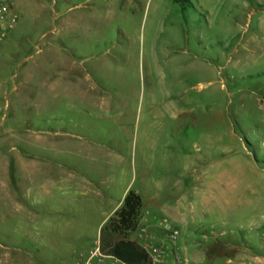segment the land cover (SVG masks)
<instances>
[{
  "label": "rangeland",
  "instance_id": "1",
  "mask_svg": "<svg viewBox=\"0 0 264 264\" xmlns=\"http://www.w3.org/2000/svg\"><path fill=\"white\" fill-rule=\"evenodd\" d=\"M9 1L19 20L0 42V264H84L124 191L175 181L211 128L213 157L242 172L253 202L238 200L245 184L220 185L230 199L186 210L161 264H262L248 234L264 224V0Z\"/></svg>",
  "mask_w": 264,
  "mask_h": 264
},
{
  "label": "crops",
  "instance_id": "2",
  "mask_svg": "<svg viewBox=\"0 0 264 264\" xmlns=\"http://www.w3.org/2000/svg\"><path fill=\"white\" fill-rule=\"evenodd\" d=\"M170 112L172 116L181 117L187 111L184 107L175 106L172 109L170 108ZM194 121L197 122L196 117ZM185 124L178 123V125L174 127V131L177 135H179V138L181 129L184 128L186 131V128H188V126L186 127ZM195 128H199V123H194L193 129L195 130ZM181 134H183L187 140V132H183ZM172 135L173 133L171 132L169 137L170 139ZM206 136L207 137L205 139L207 142V150L204 156H196L186 161L185 167L182 170L183 174L181 175L185 176V180H182V177L177 175L175 176V181L171 180L166 184L165 187L160 186L156 189L151 186L148 180L146 187L137 191L142 197V209L146 210L147 214L146 217L143 216L140 225H144L146 232L150 230L152 233L155 232L157 235H159L156 236L153 234L151 237L155 236L161 240H165L167 234H165L164 231V222L168 220L176 227L180 223H186V219L188 217L186 210L213 209L217 206H220L221 201L229 200L230 198H227L229 196L228 193H223V196H219L218 190L220 185L226 188V190L228 189L229 191L232 190L234 192L240 190L242 184H245L246 186H243L245 192L241 193L239 191L240 195H238V197L240 198L238 200L242 201V203L253 202V199H251V196L248 193V189L251 188L250 183L246 182L245 180H239L242 172L236 173L234 171L228 170V168L224 166H220L218 159L213 157V143L215 138L213 137L212 128L206 132ZM146 143L147 145L151 144L149 136ZM187 179H189V181H186ZM128 190L129 189L127 188L117 204L106 213L103 221L99 225V232L101 226L105 224L106 221L122 206ZM257 200H259L258 197ZM254 225L252 226L254 228L252 229L251 233L248 234V242L250 243L249 246L256 248L260 252L258 253L260 262L264 264V243H256V237L258 236L257 230L261 228L263 229L262 240L264 242V224L261 227L259 224L255 226ZM149 238L150 237L147 234H144L142 239L134 237V239L140 242L142 245H145L142 240L147 242ZM89 254L86 256V258L89 256Z\"/></svg>",
  "mask_w": 264,
  "mask_h": 264
},
{
  "label": "trees",
  "instance_id": "3",
  "mask_svg": "<svg viewBox=\"0 0 264 264\" xmlns=\"http://www.w3.org/2000/svg\"><path fill=\"white\" fill-rule=\"evenodd\" d=\"M142 197L130 189L122 206L111 216L101 229L100 246L104 254L124 264L151 263L148 250L137 240L130 238L141 220Z\"/></svg>",
  "mask_w": 264,
  "mask_h": 264
},
{
  "label": "built area",
  "instance_id": "4",
  "mask_svg": "<svg viewBox=\"0 0 264 264\" xmlns=\"http://www.w3.org/2000/svg\"><path fill=\"white\" fill-rule=\"evenodd\" d=\"M19 20V15L13 5L9 0H0V42L5 40L9 33L15 28ZM164 231L167 234V241L176 243L180 231L174 226L171 222L166 220L164 222ZM146 229L142 228L140 236L143 237ZM150 239V238H149ZM151 240V239H150ZM148 240L143 245L149 252L151 256V263L147 264H161L164 262L165 258L169 255V247L167 245V241H163L162 243L154 244L152 240ZM110 260L112 264L120 263L118 259L106 255L102 252L100 242H98L97 246L90 252L89 256L86 258V262L84 264H102L105 260Z\"/></svg>",
  "mask_w": 264,
  "mask_h": 264
}]
</instances>
